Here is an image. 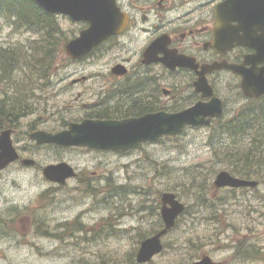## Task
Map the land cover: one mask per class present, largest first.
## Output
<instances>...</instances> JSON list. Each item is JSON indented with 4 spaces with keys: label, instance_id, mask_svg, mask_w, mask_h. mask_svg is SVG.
Masks as SVG:
<instances>
[{
    "label": "rangeland",
    "instance_id": "374dc122",
    "mask_svg": "<svg viewBox=\"0 0 264 264\" xmlns=\"http://www.w3.org/2000/svg\"><path fill=\"white\" fill-rule=\"evenodd\" d=\"M54 19L67 32L68 25ZM22 24L0 8V47L32 53V65L21 62L22 68H14L9 80L0 79V103L11 110L17 100L23 101L25 113L10 117L15 129L11 138L21 158L35 161L32 166L17 161L0 171V264H138L140 241L163 226L164 192L175 194L184 210L162 237V251L145 264H184L204 255L220 264H264V168L252 167L251 176L241 177L221 155L231 148L244 151L251 135L225 131L222 124L244 109L241 118L250 116L251 107H264V98L249 104L239 79L224 73L213 78V85L225 101V112L209 126L188 127L179 135L163 136L127 152L37 145L27 128L63 129L86 111L81 104L93 99L86 92L83 100H76L78 91H99L106 79L97 74L81 88L71 84L73 77L83 75L73 67L94 64L68 61L65 35L61 37L59 30ZM52 34L56 49L49 52L51 65L42 72L38 65L42 53L35 49L46 45ZM191 92L184 86L177 104ZM164 100L162 106L175 105ZM5 126L0 121V132ZM251 127L255 136H264L263 117ZM59 162L78 172L64 188L48 182L42 172ZM220 171L255 180L257 187H216L213 182ZM107 176L126 191L116 193L105 185Z\"/></svg>",
    "mask_w": 264,
    "mask_h": 264
},
{
    "label": "flooded vegetation",
    "instance_id": "af4514ba",
    "mask_svg": "<svg viewBox=\"0 0 264 264\" xmlns=\"http://www.w3.org/2000/svg\"><path fill=\"white\" fill-rule=\"evenodd\" d=\"M54 16L68 25L66 32L59 24L60 36L65 35L63 51L67 60L94 64L90 68L73 67L75 73L83 75L73 77L70 83L81 88L93 77L98 78L97 74H104L106 79L99 91H78L76 100H83L81 96L86 92L92 93L93 99L81 104L86 111L65 123L64 130L69 123L85 119L126 120L163 110L178 112L208 99L194 88L201 74L218 94L213 85L218 75L229 73L240 82L239 74L225 65L257 69L264 64L258 60L264 57V0H112L105 19L114 23L112 32L77 58L66 54V45L88 29L90 21L74 20L64 13ZM184 86L192 92L185 104H177L184 96ZM164 98L167 104L175 105L162 106ZM1 254L0 250L3 258Z\"/></svg>",
    "mask_w": 264,
    "mask_h": 264
},
{
    "label": "water",
    "instance_id": "95a60500",
    "mask_svg": "<svg viewBox=\"0 0 264 264\" xmlns=\"http://www.w3.org/2000/svg\"><path fill=\"white\" fill-rule=\"evenodd\" d=\"M41 8L52 13H66L74 20L86 19L90 21L88 29L81 32L80 37L69 41L66 52L72 57H81L93 46L112 32L113 24L106 22L111 11L108 0H34ZM235 1V0H230ZM116 14V13H115ZM115 14L111 17H115ZM102 20L103 22L96 20ZM115 32V31H114ZM239 70L243 76L241 88L247 96L258 97L264 93V67L259 72H243L240 66H232ZM195 89L201 91L204 96H212V88L206 82L203 74L195 83ZM222 114L221 100L215 96L209 102H196L193 106L180 112L147 114L139 118L126 120H90L85 119L81 123H70L67 130L57 133L35 131L29 134L30 139L38 144L55 143L60 146H88L98 149H111L127 151L136 147L141 142L156 141L162 135H176L186 125H206L210 118L219 117ZM11 130L0 132V170L9 163L18 159L11 136ZM24 165L33 163L32 159H23ZM47 180L63 182L67 177L74 176L73 169L65 162L48 164L42 170ZM216 187L231 186H256L257 182L235 177L227 171H220L215 180ZM184 205L175 197V194L164 192L161 198L160 215L163 227L154 235L146 237L140 243L136 253L137 263H145L158 254L163 244L161 238L171 229L177 216L183 211ZM184 264H220L213 261L208 255L200 259Z\"/></svg>",
    "mask_w": 264,
    "mask_h": 264
},
{
    "label": "trees",
    "instance_id": "16d2710c",
    "mask_svg": "<svg viewBox=\"0 0 264 264\" xmlns=\"http://www.w3.org/2000/svg\"><path fill=\"white\" fill-rule=\"evenodd\" d=\"M0 8L5 10L6 14L9 16H14L18 18L19 25L21 23L28 25H40L41 28H47L49 30H59L53 16L44 13L32 0H0ZM16 23V20H15ZM50 35V34H49ZM48 35V36H49ZM52 38L46 41V45L38 47L35 51L40 53V61L38 65H41V71L43 72L45 68L51 65L52 55L49 54L50 51L56 49V38L51 35ZM21 49H3L0 47V79L9 80L10 75L15 69H21V62L25 65H32L28 54ZM18 92V91H17ZM23 101L17 100V104L14 103V108L11 110L6 108L3 103H0V121L1 123H8L12 120L10 117L15 119L25 113L26 106H23ZM245 110V109H244ZM241 113V116L244 113ZM250 116L242 117L237 116L231 118L222 124L223 129L229 130L232 133L236 132H250L249 144L244 151H240L236 148H231L223 151L221 153L224 161L231 163L233 165L232 171L237 172L241 177L251 176V168L254 167L256 171L264 168V136H255L252 132L251 124L255 120H260L261 117L264 119V107L259 106L257 109L253 107L249 110ZM9 114V117L7 115ZM241 118V119H240ZM254 130V128H253ZM255 132V130H254ZM240 163V166L237 165Z\"/></svg>",
    "mask_w": 264,
    "mask_h": 264
}]
</instances>
